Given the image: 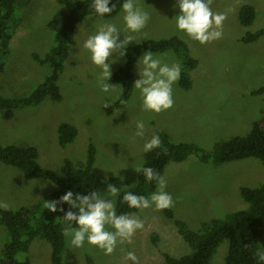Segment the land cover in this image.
I'll return each instance as SVG.
<instances>
[{"label":"rangeland","instance_id":"rangeland-1","mask_svg":"<svg viewBox=\"0 0 264 264\" xmlns=\"http://www.w3.org/2000/svg\"><path fill=\"white\" fill-rule=\"evenodd\" d=\"M135 2L150 14V20L140 32L125 29L123 11L112 18L90 15L78 25L59 79L63 100L57 102L46 97L38 105L16 110L9 120L0 111V145L35 146L40 163L62 175L66 158L76 167L86 166L89 146L93 143L96 147L94 172L103 179L120 177L135 185L138 173L134 168L143 167L146 153L143 146L157 135L156 129L169 132L176 141L194 143L208 151L224 139L250 131L264 108V96L251 94L264 84V36L251 43H244L241 37L264 27V0H212V11L226 13L227 18L222 38L203 45L176 29L175 16L180 11L177 0ZM245 4L254 5L257 11L250 26H244L239 19V11ZM65 11L66 7L58 0L18 1L19 26L10 43L5 70L0 72V96L28 95L50 73V65L41 64L34 55L44 57L51 48L54 35L48 23L60 19ZM104 23L116 25L121 31L120 40L133 36L134 41L127 46L172 36L182 38L199 61L198 67L190 71L193 87L186 90L178 82L174 83L173 107L158 114L142 109L139 91L134 87L127 104L108 114L105 101L111 100L112 106L122 93V84L107 81L114 86L113 90L101 91L97 84L101 69L92 63L90 53L83 47L84 41ZM153 54L168 64L178 62L173 50ZM125 61V55L113 54L108 61L112 74ZM141 69L142 64L136 63L135 81L140 78ZM138 121L145 124L143 137L135 135ZM62 122L74 124L79 131L75 140L65 147L59 142ZM162 177L166 180L165 191L173 197L174 206L170 209L175 218L200 231L203 223L249 206L240 189L257 187L264 182V164L258 158L248 157L214 165L193 154L183 161H170ZM56 189L52 180L26 179L19 168L0 161V202L8 203L9 208L40 205L39 214L44 215L48 209L42 199ZM157 190L158 187L154 192ZM104 197L113 199L116 206L119 196ZM129 216L144 222L131 244L118 243L113 254L105 255L87 243L81 248H70V238L65 237L60 264H133L126 259L130 251L138 257V264H167L166 254L181 257L192 252L166 209L157 211L153 205ZM63 224L64 228L68 226ZM72 226L77 227L75 222ZM155 234L160 240L158 244L154 242ZM9 241L6 228L0 227V256ZM260 243L264 247V237ZM227 251L225 241L212 264H226ZM28 255L31 264H54L52 245L45 238H36Z\"/></svg>","mask_w":264,"mask_h":264},{"label":"trees","instance_id":"trees-1","mask_svg":"<svg viewBox=\"0 0 264 264\" xmlns=\"http://www.w3.org/2000/svg\"><path fill=\"white\" fill-rule=\"evenodd\" d=\"M19 0H0V72H4L7 57L10 52V43L19 26V17L16 16ZM66 7L60 19L49 21L48 25L53 31L54 43L44 57L34 55L41 64H49L50 73L28 95L20 97L0 96V111L4 119H12L16 110L42 103L46 97L53 101H62L63 94L59 79L65 69L73 43V35L78 25L88 16L97 15L91 7L93 0H58ZM124 0H110L115 5L105 18L117 16L121 11ZM98 16V15H97ZM257 16L254 5L245 4L239 11L240 22L244 26L253 24ZM264 36V27L256 31H248L241 37L244 43H251ZM163 53L173 50L181 66L178 83L186 90L193 87L190 71L198 67L199 61L192 56L189 45L179 36H172L158 40H148L137 45L127 46L125 50V64L116 70L109 82L121 83L122 93L117 101L106 108L108 114L124 107L130 100L134 91L135 66L141 53ZM254 96H264V84L251 92ZM123 101V103H122ZM78 128L71 123L62 122L59 126V142L62 147L73 142L78 135ZM161 140V146L145 153L143 167H152L160 176H163L170 161H183L193 154H197L204 162L220 165L229 161L255 157L264 164V108L262 115L253 123L246 135H237L224 139L216 144L213 150L188 142H179L164 130L156 129ZM165 149L167 151H165ZM0 161L19 168L26 179L52 180L57 189L43 197L42 202L59 200L67 191L86 195L97 191L101 196L107 195L109 183L122 190L117 203V214H128L138 209L130 208L122 202L125 192L148 196L157 189L155 181L146 180L142 172L138 173V182L130 185L120 177L103 179L94 172L96 161V147L90 144L87 163L84 167H76L74 162L66 158L64 173L62 175L54 170L44 167L39 161V151L35 146L0 145ZM242 197L249 204L246 209L231 212L222 219H212L202 224L200 231L192 229L187 222L176 219L173 211L168 208L166 214L173 218L180 234L190 245L192 252L174 257L166 254L167 264H212L214 255L223 242H228V251L225 257L226 264H257L255 253L261 249L260 239L264 237V182L257 187L243 186L240 189ZM65 211L70 206L67 203L58 205ZM77 211L78 209H72ZM40 205L36 207L23 206L19 209L4 210L0 208V227L4 226L9 233L10 241L0 256V264H31L29 254L32 242L38 238L47 239L52 245V260L60 264L66 238L63 235L64 224L62 212L46 211L40 215ZM155 244L159 237L154 235ZM22 254V256H20Z\"/></svg>","mask_w":264,"mask_h":264},{"label":"clouds","instance_id":"clouds-1","mask_svg":"<svg viewBox=\"0 0 264 264\" xmlns=\"http://www.w3.org/2000/svg\"><path fill=\"white\" fill-rule=\"evenodd\" d=\"M212 0H177L179 14L175 16V27L186 34L190 39L200 44H207L223 36V23L227 18L226 13L213 12ZM91 7L98 16L110 14L115 5H110V0H93ZM125 29L129 32H140L150 20V14L138 6L135 0H124L121 5ZM121 31L114 23H104L98 30L90 35L83 44L84 49L90 53V59L94 65L101 69L97 76V84L101 91L108 93L113 90L111 80L112 72L109 58L113 54L122 57L129 42L134 41L131 35L124 36L120 40ZM142 69L139 71V79L134 82L142 100V109L155 113H161L173 107V84L178 82L181 74L179 62L168 64L163 62L160 56H154L151 51H146L140 61ZM113 102L105 101L104 107H110ZM123 103V101H122ZM135 135L144 136L145 124L143 121L136 123ZM161 146L158 135L145 142V152L152 151ZM165 151H167L165 149ZM137 173L142 172L148 181H155L158 190L150 195L125 192L122 202L130 208L147 209L155 206L157 211H162L174 206L173 197L165 191L166 180L152 167H136ZM108 197L120 195V189L109 183L107 186ZM67 203L70 208L65 211L58 207ZM50 212H62V222L68 226L63 229V235L69 237L70 248H81L85 243L99 248L105 255L115 252L118 243L131 244L137 230L143 229L144 222L137 217L128 214H117L113 199L101 196L97 191H91L86 195L75 194L67 191L59 200H49L44 205ZM0 208L9 209L6 202H0ZM72 209H78L73 211ZM73 222L77 227H73ZM111 228L112 230H108ZM257 264H264V247L255 253ZM126 259L138 264V257L134 252H128Z\"/></svg>","mask_w":264,"mask_h":264},{"label":"crops","instance_id":"crops-1","mask_svg":"<svg viewBox=\"0 0 264 264\" xmlns=\"http://www.w3.org/2000/svg\"><path fill=\"white\" fill-rule=\"evenodd\" d=\"M142 55H143V54H141V56H142ZM141 56H140V57H141ZM139 60H140V58H139ZM139 60H138V62H137V63H139Z\"/></svg>","mask_w":264,"mask_h":264}]
</instances>
